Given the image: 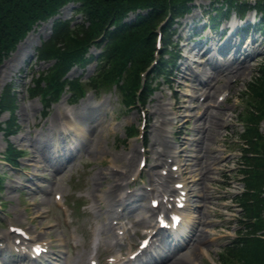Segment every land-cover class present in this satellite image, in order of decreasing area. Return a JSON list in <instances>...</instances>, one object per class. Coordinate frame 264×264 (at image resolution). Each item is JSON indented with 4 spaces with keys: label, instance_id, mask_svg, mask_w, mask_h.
I'll return each instance as SVG.
<instances>
[{
    "label": "rangeland",
    "instance_id": "1",
    "mask_svg": "<svg viewBox=\"0 0 264 264\" xmlns=\"http://www.w3.org/2000/svg\"><path fill=\"white\" fill-rule=\"evenodd\" d=\"M208 4V0L194 1L192 11L178 19V23L174 24L176 33L171 40L176 41L179 45L171 47L174 55L170 61H175L180 50L184 52L185 47L192 44L190 41L187 43L185 37L193 23L199 21L203 23L204 19L207 20L213 15L212 11H206ZM69 13L70 11L61 14L66 17L70 15ZM42 25L30 31L28 35H32L33 32L39 34ZM39 36L42 34L40 33ZM165 37L169 40L167 35ZM178 37L181 39L180 41H178ZM200 47L202 49L203 44H200ZM258 49L264 51V47L259 46ZM15 52L0 65V96H9V85L17 90L14 92L16 97L13 99L15 110L10 115L15 124L13 127L17 129L15 133L5 134L3 126L5 121L9 119V113L2 111L0 114V173H4L5 184L1 193L3 201L0 205L2 207H0V216L3 220L1 219L2 223H0V236L9 232L10 225L14 224L33 229L35 234L42 230L45 234L39 238L50 242L56 251L66 258L67 264H88L87 258L93 249L92 241L97 237L96 243L102 252L101 263L106 264L112 253L107 250V240L102 239L95 231L97 225L104 228L99 209L101 203H104L102 202L104 198L101 199L100 195L103 193L102 196L105 197L106 202L111 198L104 191L109 186L110 180L104 178L103 173L108 171L109 166L114 165L115 168H118L115 175L123 183L135 178L138 179L137 195H134V203L126 211L138 204L148 206L151 195L135 200L139 198L138 193L147 194L146 190L151 186L147 171L153 172L158 180L160 178L159 170H161L164 161L162 158L167 157L168 153H173L172 146L181 148L185 142L187 147H190L191 138H196L197 133L198 136L201 135L198 137V141H195L198 148L201 149V145L205 147L201 152L193 151L194 156L192 158L194 161H200V163L193 167L199 168L198 171L192 173L198 175L199 170L205 168L203 166L205 161L209 162V165H206L207 169L205 168L206 176L195 183L193 187L204 190L208 197H206L207 206L201 205L205 200L201 202L197 199L194 200L193 204L201 207L200 209L204 211L202 214L204 219L210 222L204 224V227L206 226L208 229V231L204 230L203 235L206 237V242L202 246L195 247L194 256L191 257L190 263L221 264L222 247L229 238L234 237L239 227L236 226L238 224L231 223L232 220L229 219V213L234 211L229 209L231 201L224 199L226 194L229 195L230 192L238 189L237 185L241 186V180L236 174L239 156V152L236 150L238 143L232 142V140L242 134L239 112L244 106L243 100L247 99L243 93L254 77L256 67L261 62L260 57L264 55V52L258 56L257 60H248L249 69L236 82H234V77L230 80L223 77L219 83L212 82L213 90L217 88L218 91L215 94V99L211 102V108L218 112L213 119L219 122V126L215 127V134L212 132L214 137L211 134V137L207 138L204 143L200 142L204 131H195L193 128L200 124L207 125V123L201 119H188L191 114L199 116L204 110L203 108L196 109L195 104L198 101L191 98L194 93L191 85H198V83H193L192 79L187 80L192 78V67L184 71L179 70V73L171 71V69L168 70L165 76L169 75L170 78L168 77L166 80L160 78L156 81L153 84L154 92L143 105L124 106L118 98L117 91L109 86L104 87L100 94L89 92L75 105L67 103L65 96L48 108L47 115L44 116L42 115L43 104L39 98L30 97L27 88L36 82L38 72L46 69L49 64L37 63L35 56L30 58V61L23 60L24 56H22L12 62L9 59ZM91 52H95V48H91ZM195 57L203 60L202 66L194 63L195 72L201 80L203 78L207 80L209 74L213 73L214 68L223 60L218 57L221 60L218 64L214 57L210 58V63L215 64L212 67L211 64L205 63L206 56L203 57L197 53ZM240 59L236 61L239 62ZM222 62L220 67H225L227 63ZM94 67L95 62L86 66L84 71L75 68L71 75L75 76L85 72L86 77L94 72ZM201 67L204 69L202 72L200 71ZM220 67L218 68L220 69ZM10 91L13 92L11 89ZM224 97H229V99L226 100ZM245 102L247 101L245 100ZM217 105L221 108L216 107ZM147 110L152 112L156 110L159 119H164V117L168 119V122L166 121L161 125L158 122L159 125H157L158 128H155L154 134H151V129L148 130V127L145 126L147 122L144 121V115ZM63 111H66V114L71 117V121L68 120L63 124L64 128L71 126L70 122L76 121L75 123L82 127L81 131L77 129L78 133H81L82 130L85 132L83 136L78 134V138L75 140L81 148L79 156L65 166L64 163L51 160V156L54 158L53 156L56 154V149L64 145L61 140V133L58 132L62 128L57 126L53 129L54 131L49 130L47 123H45L49 122L51 118L61 116ZM77 113L80 114L79 117L74 118ZM130 126H132V130L137 128L133 137L127 134ZM262 126H264L263 123ZM175 139H178V143H175ZM207 143H209L210 148L207 147ZM11 144L23 150L22 156L17 160L19 165L14 167H10L4 159L6 145ZM133 146L138 148V153L132 152ZM146 147H154L157 151L159 150L156 154L159 164L155 163L151 167L149 162H146L142 168L145 170L139 175L138 165L143 157L142 150ZM190 152L180 151L183 162L190 157L188 155ZM215 157L217 158L215 159ZM57 167L60 168L55 171ZM189 175L188 173L183 174L188 181L193 177H189ZM163 177L166 180L173 178L170 176ZM166 180L163 179V184L160 185L166 187ZM117 190L118 192L121 191L120 189ZM234 208L238 211L240 207L235 205ZM37 213H40L41 217L36 218ZM12 235L9 239L10 243L14 242L13 232ZM116 235L122 236L117 233ZM120 240L124 244L120 245L117 250L121 249L124 257L128 258L129 244L133 242V245L137 246L138 239L133 237ZM7 243V240H0V253L3 255H10L11 251L6 250L8 248ZM205 248L208 249L211 256L201 253V250ZM1 260L0 257V262Z\"/></svg>",
    "mask_w": 264,
    "mask_h": 264
},
{
    "label": "trees",
    "instance_id": "2",
    "mask_svg": "<svg viewBox=\"0 0 264 264\" xmlns=\"http://www.w3.org/2000/svg\"><path fill=\"white\" fill-rule=\"evenodd\" d=\"M69 0H0V63L7 57L20 39L39 19H46L56 12L62 4ZM79 10L85 13L89 26L84 23L69 25L68 21H58L54 26L51 38L39 48V59H56L49 72H64L74 61L82 63V53L86 46L95 42L94 39L104 32L102 41H106L103 51L98 56L97 75L91 80L103 76L105 80L118 81L122 75L124 82H131V74L141 69L151 58L154 47V28L171 14L183 15L188 10V2L192 0H79ZM217 1V0H216ZM219 1V0H218ZM221 1V0H220ZM224 3H234L235 0H222ZM263 8L264 0H257ZM144 8L147 14L139 13L134 21L123 23L121 20L128 10ZM112 26V27H111ZM162 68V66L160 65ZM159 67V68H160ZM264 76V69L260 70ZM255 85V83H254ZM262 98L264 96H261ZM264 151V149H263ZM263 158H257L262 160ZM258 168L256 175L248 185L258 187L264 172ZM248 218H258L251 222L255 231L262 222L257 205L247 200L244 202ZM238 252L244 257L255 256L264 259V240L248 236L238 240Z\"/></svg>",
    "mask_w": 264,
    "mask_h": 264
},
{
    "label": "bare ground",
    "instance_id": "3",
    "mask_svg": "<svg viewBox=\"0 0 264 264\" xmlns=\"http://www.w3.org/2000/svg\"><path fill=\"white\" fill-rule=\"evenodd\" d=\"M50 28V23H46L45 25H43V27H41L40 28V30H39V34L41 33L42 34V36H39V34H37V33H32V35H28V37H27V39L22 43V44H20L19 46H18V49H17V51L13 54V56L12 57H10V61H14V60H18V58H20V57H22V56H25V58H26V56H29V55H34V53L36 52V49H35V47L37 46V45H39L40 44V41L44 38V37H46L47 36V32L50 30L49 29ZM15 62V61H14ZM233 64H237L236 65V67L235 66H233ZM249 64L246 62V61H244V60H242L241 62H236L234 59H231V61L229 62V64H227V65H225V67L223 68V69H220V71L219 72H215L214 73V76L213 77H210L209 78V82H204V83H202L201 81L199 82L200 83V87H198V89L196 90V92H198V90H200V94H199V96H201V95H204V99H206V98H210V96H214V94H215V92H217L218 91V89L216 88L215 89V91H212L213 90V88H214V86H211V82L213 81V80H215V83H217V82H220V80L222 79V77H223V74L227 77V78H229V79H231V77H235V80H238V79H240L241 77H242V75H244L245 74V71H247L248 69H249ZM197 76V75H196ZM193 80H195V83L198 81V79L197 78H194ZM209 89V91H207ZM201 91H203L202 93H201ZM198 96V97H199ZM194 96H192V98H193ZM200 99V98H199ZM203 103H204V101L203 102H200L198 105H197V107L199 108V107H201L202 105H203ZM62 112V111H61ZM222 113V112H221ZM157 115H158V113H157V111L155 110V112L153 111H149V110H147V113H146V115H145V120H146V122H147V127H148V130H150V133L151 134H154L153 132H154V130H155V128H156V125L158 124V121H159V119H158V117H157ZM202 116H203V118H205V120L207 121V123H209L208 124V126L207 127H205V129H204V131H205V133H204V135L202 136V140L200 141V142H206V140H207V138H210L211 136V134H213L212 133V131L214 130V128L215 127H218L219 126V122L218 121H215L214 119H213V117H214V115H212V114H207V111H205L203 114H202ZM66 118V114H64V113H61V116H59V117H54V119L51 121V126H55V125H57V124H61V122H62V120H64ZM154 119V121H152ZM150 122V123H149ZM209 132H211V133H209ZM215 134V133H214ZM214 134H213V137H214ZM154 145V144H153ZM204 145H201V149H199V148H192V149H198V151H200L201 152V150H204ZM207 147L209 148V146L207 145ZM132 152L134 153H138V148L136 147V146H133L132 148ZM213 150V149H212ZM156 153V151H155V148L154 147H152V148H147V149H145L144 151H143V156H144V159L145 160H148V162H149V164H152V161L153 160H155V154ZM205 155V154H204ZM216 159V158H215ZM191 163V162H190ZM190 163H188V164H190ZM193 163V165H195V163L196 162H192ZM209 163V162H208ZM207 163V161H205V164L207 165L208 164ZM173 164V163H172ZM193 165H192V167H193ZM208 167H206V169H207ZM109 169L112 171L111 173H109L108 174V171L106 172H104L103 173V177L104 178H107V179H112L114 176H115V174H114V171L117 169V168H115L114 166H110L109 167ZM186 169H188L187 167H186ZM197 169V168H196ZM192 170V169H191ZM197 171V170H196ZM202 171H203V168H202ZM202 171L200 172L201 173V176L202 177H196L194 180L196 181V180H201L202 178H203V175H205V173H206V171H205V169H204V171L203 172H205V173H202ZM108 174V175H107ZM150 177V180H152V181H155L153 178H152V175H149ZM177 182H180V181H175V183H177ZM122 185H123V183L121 182V181H119L116 177H115V179H113V181L112 182H110V186L109 187H107L105 190L106 191H109V192H113V189L114 188H116V187H119V188H121L122 187ZM183 189H186V187H183ZM104 190V191H105ZM105 191V192H106ZM155 191H158L157 189H155L154 188V190H153V192H155ZM201 192L203 193L201 196L203 197V196H205L206 197V193L205 192H203L202 190H201ZM130 193H132L131 191H129L128 192V194H130ZM128 194H126V196H128ZM103 195V193L100 195V198L101 199H103L104 197L102 196ZM130 195H132V194H130ZM180 195V194H179ZM200 195V194H199ZM163 197H164V195H163ZM187 197V196H186ZM111 198H112V200H113V202H115V204H116V202H117V204H122V202L120 201L121 199L120 198H118V199H116L117 198V194H115L114 196H112L111 195ZM186 199V198H185ZM126 200V199H125ZM124 200V201H125ZM152 200V199H151ZM188 199H186V201H187ZM123 204H124V202H123ZM113 205H114V203H113ZM104 212V213H103ZM103 212H102V216H104L105 217V219L107 220V224H108V227L109 228H113L115 225H113V220H115V218H119V216H120V214L119 213H117L116 212V210L115 209H113V208H110L109 210H108V208H106V209H103ZM196 216V215H195ZM200 218V217H199ZM185 222L187 221V220H190V213H189V216H188V212H186L185 211V217H184V219H183ZM201 221H203L202 219H200ZM138 223H142V224H144V225H146L147 227L148 226H152V224H153V222H152V220L150 219V218H147V217H145V216H141L139 219H138V221H137ZM205 222V221H204ZM150 233H151V237H150V244H153L157 239H158V233H157V231L156 230H154V231H149ZM197 232V233H196ZM196 232H195V235H196V237H195V239H194V242L193 243H198V245L200 246V245H202V244H204L205 242H206V237H203L202 236V232H203V229H196ZM6 237H9V234H6ZM117 243H118V241H116V242H114V243H109L108 244V248H109V250H111V251H113L116 247H117ZM194 245V244H193ZM193 245H191V244H188L187 245V248H189L188 250H186V251H184L183 253H174L173 255H172V257H168V259H165V260H163L162 262H161V264H191L190 263V260H191V257H193L194 256V253H193V251H194V249H195V247L197 248L198 246H194L193 247ZM117 257V256H116ZM118 258V257H117Z\"/></svg>",
    "mask_w": 264,
    "mask_h": 264
}]
</instances>
